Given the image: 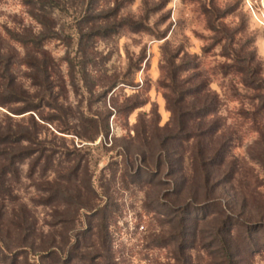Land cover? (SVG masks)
<instances>
[{
  "label": "rangeland",
  "instance_id": "rangeland-1",
  "mask_svg": "<svg viewBox=\"0 0 264 264\" xmlns=\"http://www.w3.org/2000/svg\"><path fill=\"white\" fill-rule=\"evenodd\" d=\"M244 69L264 85V0H0V264H264Z\"/></svg>",
  "mask_w": 264,
  "mask_h": 264
},
{
  "label": "trees",
  "instance_id": "trees-1",
  "mask_svg": "<svg viewBox=\"0 0 264 264\" xmlns=\"http://www.w3.org/2000/svg\"><path fill=\"white\" fill-rule=\"evenodd\" d=\"M240 73L241 75H243L242 81L245 86L250 87L255 90L264 89V85L262 81H260V79L259 80L258 79L248 80L246 75L250 73V70H245V69L240 70ZM171 78L175 80V74H172ZM186 97L187 96H178L175 102L172 103L171 109L176 117L177 116L179 118L186 117L189 120L197 119V118L201 119V118L208 117L209 115L217 111L216 97L209 98V96H205L204 102L200 107H193V105L184 106L182 103ZM212 103H213V106H210V104L212 105ZM195 127L196 126H194V129ZM205 131L208 132L209 128L208 130H205ZM195 132H194L195 137H201V135H203L201 132V128H198ZM5 141H8V136L0 134V143H4ZM216 152L215 154H213V157H210V158L209 157L206 158L202 156L201 154L194 157V164H195L196 170L199 171L200 175L202 176L201 183L205 188L209 185L211 181V174H212L211 167H213V165L216 164V160H215V156L217 157ZM215 236H216V233H215Z\"/></svg>",
  "mask_w": 264,
  "mask_h": 264
}]
</instances>
